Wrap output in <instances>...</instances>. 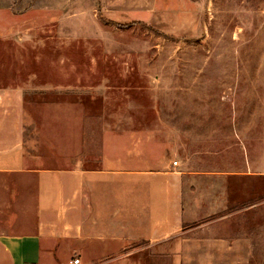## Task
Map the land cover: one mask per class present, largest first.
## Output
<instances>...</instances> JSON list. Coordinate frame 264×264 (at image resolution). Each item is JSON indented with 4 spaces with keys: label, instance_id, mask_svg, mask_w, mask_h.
I'll return each instance as SVG.
<instances>
[{
    "label": "rangeland",
    "instance_id": "obj_1",
    "mask_svg": "<svg viewBox=\"0 0 264 264\" xmlns=\"http://www.w3.org/2000/svg\"><path fill=\"white\" fill-rule=\"evenodd\" d=\"M108 3L0 0V88H19L36 167L146 154L148 167L192 173L195 214L161 241L78 264H264V0H155L152 13ZM204 172L230 175L228 208L206 217L203 189L218 206L225 179ZM11 199L0 192V230L14 213L35 220Z\"/></svg>",
    "mask_w": 264,
    "mask_h": 264
},
{
    "label": "crops",
    "instance_id": "obj_2",
    "mask_svg": "<svg viewBox=\"0 0 264 264\" xmlns=\"http://www.w3.org/2000/svg\"><path fill=\"white\" fill-rule=\"evenodd\" d=\"M108 1L113 8L129 13H152L155 2ZM19 96L18 87L0 88V177L22 180L4 190L0 186V192L12 194L8 203L14 208L35 209V220L20 222L14 213L10 228L0 230V264H58L67 249L79 263L82 257L114 256L116 249H124L135 240L161 241L183 219L194 216L190 212L194 202L187 197L192 173L169 163L148 167L146 154L115 157L104 152L95 158L89 156L93 164L88 167L86 156L64 169L36 167L40 155L35 153L34 142L29 147V140L21 136L17 120ZM116 159L120 164H114ZM204 173L225 179L218 206L206 203V187L203 189L201 209L206 217L228 208L230 175ZM107 206L106 213L99 211Z\"/></svg>",
    "mask_w": 264,
    "mask_h": 264
},
{
    "label": "built area",
    "instance_id": "obj_3",
    "mask_svg": "<svg viewBox=\"0 0 264 264\" xmlns=\"http://www.w3.org/2000/svg\"><path fill=\"white\" fill-rule=\"evenodd\" d=\"M174 164H176V162H174ZM72 263L74 264H78L79 263V259L78 258H74L71 260Z\"/></svg>",
    "mask_w": 264,
    "mask_h": 264
}]
</instances>
